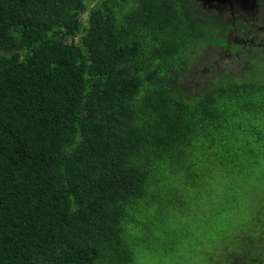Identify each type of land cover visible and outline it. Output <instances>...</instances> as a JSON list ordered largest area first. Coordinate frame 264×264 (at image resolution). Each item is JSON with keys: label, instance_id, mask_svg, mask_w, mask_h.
Instances as JSON below:
<instances>
[{"label": "trees", "instance_id": "16d2710c", "mask_svg": "<svg viewBox=\"0 0 264 264\" xmlns=\"http://www.w3.org/2000/svg\"><path fill=\"white\" fill-rule=\"evenodd\" d=\"M217 20L195 0H0V264H133L198 165L264 155L263 53L229 50L263 76L194 87L228 45ZM229 244L213 264H264V207Z\"/></svg>", "mask_w": 264, "mask_h": 264}, {"label": "rangeland", "instance_id": "374dc122", "mask_svg": "<svg viewBox=\"0 0 264 264\" xmlns=\"http://www.w3.org/2000/svg\"><path fill=\"white\" fill-rule=\"evenodd\" d=\"M195 1L199 10L213 11L218 17L217 24L227 27L223 37L228 45L218 51L212 47L205 66L194 68L191 76H198L194 87L204 76L223 70L239 72L251 67L245 78L263 76L253 62L247 67L237 50H229L234 49V44L245 42L264 54V0H253L262 5V11L253 1L226 0L224 6L219 2L209 6ZM225 6L229 9L222 8ZM86 13L81 15L82 20ZM261 155L257 154L247 165L209 175L203 173L207 167L198 165L196 169L200 172L192 180L198 178L196 184L185 188L179 201L167 207L157 227L153 230L151 222L149 232L138 230L141 238L133 241L137 252L133 264H213L219 259L223 248L230 245L229 240L264 207V155Z\"/></svg>", "mask_w": 264, "mask_h": 264}, {"label": "clouds", "instance_id": "9594fccd", "mask_svg": "<svg viewBox=\"0 0 264 264\" xmlns=\"http://www.w3.org/2000/svg\"><path fill=\"white\" fill-rule=\"evenodd\" d=\"M226 42H227V40H226ZM228 43V42H227ZM236 45H241V44H234V46H236ZM225 45H223V46H216V45H213L212 47L215 49V51H218V50H220V48L221 47H224ZM212 50V49H211ZM210 50V51H211ZM216 61H217V58L215 59ZM223 71H226V70H223ZM229 71V70H228ZM220 72H222V71H220ZM216 74V73H215ZM224 248H226V250L224 249ZM223 248V254L220 256V258H222V259H225V260H227L228 259V254H227V249H229V248H231V245H229L228 247H224Z\"/></svg>", "mask_w": 264, "mask_h": 264}, {"label": "flooded vegetation", "instance_id": "af4514ba", "mask_svg": "<svg viewBox=\"0 0 264 264\" xmlns=\"http://www.w3.org/2000/svg\"><path fill=\"white\" fill-rule=\"evenodd\" d=\"M237 2H238V1H237ZM208 5L210 6L211 4H208ZM212 5L215 6L214 3H213ZM219 5H220V6H224V5H226V3H225V2H224V3H219ZM222 8H223V9H229V8H227L226 6H225V7H222ZM242 44H247V43L242 42L241 45H242Z\"/></svg>", "mask_w": 264, "mask_h": 264}]
</instances>
